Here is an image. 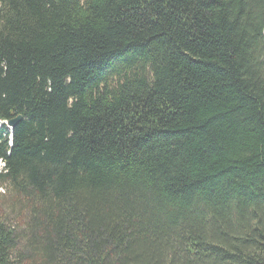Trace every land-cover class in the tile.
Masks as SVG:
<instances>
[{
    "label": "trees",
    "instance_id": "1",
    "mask_svg": "<svg viewBox=\"0 0 264 264\" xmlns=\"http://www.w3.org/2000/svg\"><path fill=\"white\" fill-rule=\"evenodd\" d=\"M1 165L0 264H264V0H0Z\"/></svg>",
    "mask_w": 264,
    "mask_h": 264
},
{
    "label": "water",
    "instance_id": "2",
    "mask_svg": "<svg viewBox=\"0 0 264 264\" xmlns=\"http://www.w3.org/2000/svg\"><path fill=\"white\" fill-rule=\"evenodd\" d=\"M21 120H22V117L19 116L18 118L13 119V120L7 122V127L9 129L13 130L20 123Z\"/></svg>",
    "mask_w": 264,
    "mask_h": 264
},
{
    "label": "rangeland",
    "instance_id": "3",
    "mask_svg": "<svg viewBox=\"0 0 264 264\" xmlns=\"http://www.w3.org/2000/svg\"><path fill=\"white\" fill-rule=\"evenodd\" d=\"M3 165H1L0 171L2 170ZM0 191H2V188L0 187Z\"/></svg>",
    "mask_w": 264,
    "mask_h": 264
}]
</instances>
